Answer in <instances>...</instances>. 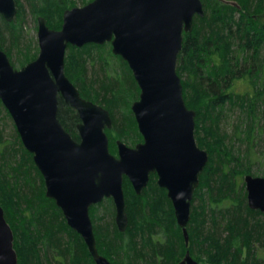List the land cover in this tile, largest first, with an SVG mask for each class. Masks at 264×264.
<instances>
[{
  "label": "trees",
  "instance_id": "1",
  "mask_svg": "<svg viewBox=\"0 0 264 264\" xmlns=\"http://www.w3.org/2000/svg\"><path fill=\"white\" fill-rule=\"evenodd\" d=\"M15 1V19L8 23L0 16V48L7 45V55L13 49L19 54L23 52L17 40L21 38L27 9L32 17H43L49 28L58 30L60 22L53 24L48 13L59 9L61 20L64 10L76 6L74 0H54L55 4L51 0H26V8L19 0ZM222 1L235 5L215 0L214 12L208 9L203 18L195 16L192 32L183 34L176 64L177 74L184 73L188 78L183 84V98L187 108L195 112L196 143L207 149L209 156L191 204L186 227L188 246L184 245L171 202L166 194L162 200L160 192L165 191L157 188L151 174L147 188L140 195L134 193L124 178L128 216L124 232L116 227L111 199L90 208L92 222L98 221L94 208H103L105 212L94 231L99 254H102L98 247L101 244L123 264H176L178 253L183 250L206 259L209 264H264V256L259 253V247L264 249V214L248 208L243 181L246 174L257 176L252 166L264 164V24L261 22L264 2ZM203 5L206 9V1ZM110 48L109 43L88 44L80 49L68 46L64 72L82 98L109 111L112 125L105 132L109 151L114 154L115 140L132 138L135 122L124 90L131 92L137 85L120 57L114 56L122 67L121 72L107 59L101 64L103 53L112 56ZM70 53L73 55L69 56ZM26 54L18 61L20 66L33 60ZM91 60L98 67L88 66ZM185 92L193 97L191 101L185 99ZM121 109L126 116L118 114ZM58 118L78 140V115L61 99ZM16 137L26 160L17 161L16 154L0 150V195L8 207L1 199L0 202L14 234L19 229L20 244L13 242L17 264H95L85 243L68 227L53 200L45 197L43 189L34 186L36 178L31 176L30 169L33 168L36 176L40 174ZM24 161L29 164L26 170H23ZM260 176L264 177V165ZM195 201H198L196 205ZM12 209L16 212L13 219L9 213Z\"/></svg>",
  "mask_w": 264,
  "mask_h": 264
},
{
  "label": "water",
  "instance_id": "2",
  "mask_svg": "<svg viewBox=\"0 0 264 264\" xmlns=\"http://www.w3.org/2000/svg\"><path fill=\"white\" fill-rule=\"evenodd\" d=\"M15 0H0V16L12 22ZM201 0H92L62 13L60 29L37 17V57L16 69L0 48V102L9 113L25 150L41 174L45 196L60 209L70 229L85 243L95 264H112L99 254L90 208L113 201L119 232L128 226L123 181L139 195L150 174L166 191L188 246L187 224L208 153L195 140V112L187 108L176 72L183 33L203 17ZM110 43L126 62L139 88L130 109L143 141H116L109 151L112 119L104 107L81 97L64 72L68 45ZM61 99L76 111L78 140L58 118ZM248 208L264 214V177L244 175ZM14 237L0 205V264H17ZM179 264H199L188 251Z\"/></svg>",
  "mask_w": 264,
  "mask_h": 264
},
{
  "label": "rangeland",
  "instance_id": "3",
  "mask_svg": "<svg viewBox=\"0 0 264 264\" xmlns=\"http://www.w3.org/2000/svg\"><path fill=\"white\" fill-rule=\"evenodd\" d=\"M52 1V3L53 4H55L56 3V1H54V0H51ZM67 1H72V0H65V2H67ZM75 1V3H76V7H81V6H83L82 4H85V3H87L89 0H74ZM84 1V3H82ZM203 2L204 1H206V3H207V7H206V9H205V5H203V9H204V15H203V17L205 16V13L206 12H208V9H209V11H210V13H212V12H214L215 11V0L213 1V0H202ZM221 1V3L220 4H226V5H235L233 2H227V3H225V2H223L222 0H220ZM19 2L23 5V6H28V4H26V0H19ZM202 2V3H203ZM261 2H264V0H261ZM27 8V7H26ZM206 11V12H205ZM58 12H59V9H57L56 11H53V12H51V13H48V19L53 23V24H59V22H60V24H62V18H61V20H59L60 19V17L58 16ZM37 17H39V16H37ZM37 17H32L31 15H30V13H29V11H28V9L26 10V12H25V14H24V19H23V21H22V26H21V32H20V36H21V38L19 37V39L17 40V41H19V46H21L20 48H21V50L23 49V52L21 53V54H19L18 53V50H15V49H13L11 52H9L8 53V57H10L9 59H10V61L13 63V67H15L16 69H19L20 68V65H19V63H18V61H20V60H22L23 59V53H24V55L27 53V52H29V54H26V55H28V57H30L31 56V58H33V59H35L36 57H37V55H38V51H39V49H38V44H37ZM203 17H201V18H203ZM206 21L207 22H209V21H211L210 19L208 20V19H206ZM261 22L264 24V18H262L261 19ZM61 27V26H60ZM193 29V28H192ZM192 32V30L190 31V32H187V33H191ZM95 45V44H94ZM97 46H100V45H97ZM76 48V47H75ZM82 48V47H81ZM77 49H80V48H77ZM2 50H5V52L7 51V50H9V48L7 47V45H3V49ZM67 52H69V50H67L66 51V54H65V57H66V55H67ZM77 52V51H76ZM106 53L107 52H105V53H103V56H102V63L101 64H103L104 63V60L105 59H107V62L109 63H111L112 64V66L113 67H116V69H118L119 71H120V69H122V67H121V65L120 64H118L119 62L114 58V56H116V55H114L113 53H112V51H111V48H110V54L112 55V56H108V55H106ZM71 55H73L72 53H70L69 54V56H71ZM95 56V53H92L91 54V56ZM85 57V56H84ZM87 57H89V56H87ZM119 57V56H118ZM69 60V59H68ZM69 62H71L70 60H69ZM68 62V63H69ZM91 62L93 63V61L91 60L90 62H88V66H90V67H95V65H97V64H95V65H92L91 64ZM74 67V66H73ZM97 67H98V65H97ZM95 69V68H94ZM96 71H97V68L95 69ZM72 72H73V70H72ZM121 72V71H120ZM183 73V72H182ZM132 74V73H131ZM132 77H133V75H132ZM179 77H180V79H181V83H182V86H183V84L185 83V81H187L188 80V78L186 77V75L183 73V75H181V74H179ZM134 79V78H133ZM136 83V82H135ZM76 87V86H75ZM77 88V87H76ZM83 89V88H82ZM183 90H184V88H183ZM79 91V90H78ZM127 90H124V96H125V98L127 99V102H128V104L130 105V107H131V105H132V103L133 102H135L137 99H138V96H139V88L137 87V89L136 88H132V91L131 92H126ZM84 93L85 94H87L86 93V91H84ZM185 99H188V100H192V98H190V94H187L186 92H185ZM185 101V100H184ZM97 104V103H96ZM99 105V104H98ZM101 106V105H100ZM103 107V106H102ZM129 107V108H130ZM118 114H122V115H127V113L125 112V110H118ZM132 116H133V113H132ZM133 118H134V116H133ZM134 122H135V124H134V126H133V128H132V130H133V132H132V138H130V137H124V139L123 140H121L122 142H124L127 146H130V147H133V146H135L137 143H140V142H142L143 141V139H142V136H141V134L139 133V131H138V129H137V124H136V121H135V119H134ZM227 130H228V128H227ZM0 134H1V136L3 137V141L0 143V150H7V151H11L10 153H14V154H16V160L17 161H19V160H22L23 158L26 160V156H24L23 154H21L22 153V151L20 150V148H19V144H18V139H17V135H18V133H17V131H16V129H15V126H14V123H13V121H12V119H11V117H10V115H9V113L7 112V110L4 108V106L2 105V103L0 102ZM18 137H19V135H18ZM19 139H20V137H19ZM116 141L117 140H115V150H116V152H117V145H116ZM20 142H21V140H20ZM108 142H109V140H108ZM22 144V143H21ZM23 146V145H22ZM24 148V147H23ZM25 149V148H24ZM203 149V148H202ZM204 150L206 151L207 149H205L204 148ZM27 152V151H26ZM116 152L114 153V155H116ZM27 153H29V152H27ZM30 154V153H29ZM23 155V156H22ZM31 155V154H30ZM208 158H209V156H208ZM31 159H32V155H31ZM15 161V160H14ZM14 161H12V162H14ZM24 162H26V161H24ZM32 162H33V159H32ZM33 165H34V163H33ZM263 163L261 164H258V165H254V166H252V171H253V173H255V174H257V176H260V174H261V171H262V169H263ZM29 168V164H28V162H26V163H24L23 164V170H26V169H28ZM34 168L36 169V167H35V165H34ZM37 170V169H36ZM39 172V171H38ZM30 173H31V176L32 177H34V178H36V182L34 183L35 185V187H37V188H40V189H43L44 190V195H45V186H44V181H43V178H42V176H41V174H40V176L39 175H37L36 176V173H35V171L33 170V168L32 169H30ZM154 183L157 185V183H156V178H154ZM244 181V180H243ZM124 182V181H123ZM129 182V181H128ZM131 185V184H130ZM132 187V186H131ZM146 188H147V186H146ZM145 188V189H146ZM157 188H158V185H157ZM160 188V187H159ZM145 189H143V190H145ZM132 190H133V188H132ZM143 190H142V192H143ZM152 190V192H154V193H156L157 194V192L159 193V190H157V189H151ZM134 191V190H133ZM141 192V193H142ZM135 193V192H134ZM140 193V194H141ZM136 194V193H135ZM139 194V195H140ZM165 194H166V192L165 193H162V192H160V195H161V197H162V200L164 201V196H165ZM137 195V194H136ZM46 197V196H45ZM166 198H167V196H166ZM0 199L2 200V202H3V204H4V206H6V207H8V203L4 200L5 198H3V196H1L0 195ZM102 203V202H101ZM198 203V201H195L194 202V204L196 205ZM0 205L3 207V205L1 204V202H0ZM99 205V204H98ZM172 206V205H171ZM192 206H193V204H192ZM103 208H98L97 210H96V208H94L93 209V213H94V215L96 216V217H98V221H93L92 223H93V230L95 231V226H97V225H100V223L103 221V220H101V221H99V218L103 215V213H105L103 210H102ZM173 209V208H172ZM92 211V210H91ZM10 215H11V217H12V219L16 216V212L12 209L10 212ZM263 215V214H262ZM6 215H5V210H4V217H5ZM104 217H105V215H104ZM190 221V220H189ZM9 225H10V223L9 222H7ZM189 223V222H188ZM10 227H11V225H10ZM11 229H12V227H11ZM12 232H13V229H12ZM13 237H14V245H15V243L17 244V242L20 244V236H19V229L18 228H16V234H14V232H13ZM82 239V238H81ZM185 245V244H184ZM98 247H99V250L101 251V253L103 254H101L102 256H106L107 258H108V260L112 263V264H123V263H121V261H119V260H117V258H115L114 257V255H112L111 254V252L110 251H108V249L107 248H105L104 246H102L101 244L100 245H98ZM184 253H185V250H183V251H181V253L179 252L178 253V257H176L177 258V261L179 260V259H182L183 258V256H184ZM259 253H260V255L261 256H264V249L263 248H261V247H259ZM193 257H195L196 259H198L199 261H201V262H203V263H206V259H204V258H199L197 255H193V254H191ZM242 258H244V254H242Z\"/></svg>",
  "mask_w": 264,
  "mask_h": 264
},
{
  "label": "flooded vegetation",
  "instance_id": "4",
  "mask_svg": "<svg viewBox=\"0 0 264 264\" xmlns=\"http://www.w3.org/2000/svg\"><path fill=\"white\" fill-rule=\"evenodd\" d=\"M37 20V19H36ZM78 124V123H77ZM151 175V174H150ZM154 176H155V178H156V182H157V176L155 175V174H153ZM149 183V182H148ZM162 189V188H161ZM164 190V189H163ZM165 191V190H164ZM166 192V191H165ZM187 251V250H186ZM186 251H185V253H186ZM189 252V251H188ZM185 253H184V256H185ZM189 254H190V252H189ZM184 256H183V258L182 259H179L178 261H177V263L176 264H179L183 259H184ZM190 257L194 260V261H196L197 263H199V264H209V263H203V262H201V261H199L198 259H196L195 257H193L191 254H190Z\"/></svg>",
  "mask_w": 264,
  "mask_h": 264
},
{
  "label": "bare ground",
  "instance_id": "5",
  "mask_svg": "<svg viewBox=\"0 0 264 264\" xmlns=\"http://www.w3.org/2000/svg\"><path fill=\"white\" fill-rule=\"evenodd\" d=\"M188 251V250H187Z\"/></svg>",
  "mask_w": 264,
  "mask_h": 264
}]
</instances>
